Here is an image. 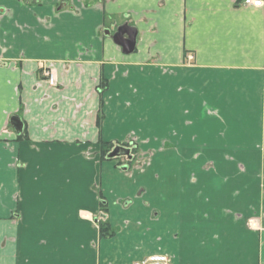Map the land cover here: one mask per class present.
<instances>
[{"label":"crops","instance_id":"crops-1","mask_svg":"<svg viewBox=\"0 0 264 264\" xmlns=\"http://www.w3.org/2000/svg\"><path fill=\"white\" fill-rule=\"evenodd\" d=\"M124 24L138 31L130 54L113 39ZM207 73L246 79L245 149L233 145L237 118L192 121V98L202 104L210 86L193 76ZM160 108L190 126L166 133L182 145L152 148V164L134 171L102 158V142L157 141ZM191 124L206 134L192 140ZM223 125L236 127L231 137ZM102 220L114 237L100 235ZM153 253L264 264V5L0 0V264H134Z\"/></svg>","mask_w":264,"mask_h":264},{"label":"rangeland","instance_id":"rangeland-1","mask_svg":"<svg viewBox=\"0 0 264 264\" xmlns=\"http://www.w3.org/2000/svg\"><path fill=\"white\" fill-rule=\"evenodd\" d=\"M187 58L189 59L188 63L192 64L193 56L189 55ZM43 67L44 66H42L41 74H42V77H45L43 74L44 73ZM193 77H195L196 80L193 79L192 86L201 87L204 83L207 86L210 84V86L207 89L208 92L206 94L205 100L201 99L202 104L194 100L195 98L194 96L196 95L195 91L197 90L195 88H192V97H194L192 98V106H194V108H192L191 106L192 121L193 120L197 121L198 113H199V116L201 115L202 117L204 116V114L202 113H205L207 117L217 116L220 118L219 120L226 119L225 123L227 124L230 123L229 119L237 118L239 121V125L237 126V130L239 131V134H238L239 142L237 143L235 142L233 143V145L237 144L240 150L245 149L247 146V142H246V130H247L246 106H247V103H246V100L248 97L247 90H246V79L242 78L243 76L239 73L238 75H235V76L229 73L228 74L221 73V74H215V75L208 74V73L206 75L195 74ZM205 80L206 82H204ZM219 86H221V89ZM188 111L189 110H187V112ZM168 113H167V110L164 108L159 109V127H158L159 138L157 141H154V142H151L149 140L148 141H136L134 139H130L129 141H124V142H119V141L113 142L115 144L127 147L131 150V154H132L131 161L129 160L130 159L129 156H126V155H122V156L115 157L112 159L108 158V159L116 160L117 166L119 168H123L124 166H127L126 171H134V169H136L137 167H140V168L142 167L141 169H144L145 167L150 166L152 164L153 156L155 153L151 151V149L153 148V150H157L156 148H161V149L167 148V146H169L168 140H171V142L173 143L172 139H167L168 136L166 135V133L177 135L179 133H182L183 130H188L190 128V126L184 127L182 124H180L178 122V118H175L174 124H172L173 118L170 117V112ZM98 118L100 120L103 119L104 114L101 112ZM169 123L172 126L169 125ZM99 126H102L101 122ZM200 128H204V127L203 126L198 127L194 124H191V131L193 135L192 140H195V138L199 137V135L201 134H206V130L204 129L203 131ZM218 128L221 129V134L223 132L222 134L223 137L226 136L227 138L231 137L230 128H232L233 131H234V128L236 129V127L234 126L230 127L226 125H223L222 127H218ZM209 129L211 128L209 127ZM153 134H154V128H153ZM232 135L234 136L235 133L232 132ZM182 144L179 141L173 143L174 146L182 145ZM229 144L230 143H227V142L220 143L221 146L229 145ZM190 145L195 146V147L197 146L199 148H206V146L209 145V143H203V141H193V142H190ZM175 149L177 148L175 147ZM225 159L228 161L234 160L231 157H228ZM178 160H179L178 165L181 167L183 166V167L197 168V166L203 163L204 159L199 160V159H193V158H180ZM206 160H207L206 165L211 166V165H215L216 160H220V159H206ZM242 160H244L243 164H245L246 159H242ZM199 161H202L201 164L199 163Z\"/></svg>","mask_w":264,"mask_h":264},{"label":"water","instance_id":"water-1","mask_svg":"<svg viewBox=\"0 0 264 264\" xmlns=\"http://www.w3.org/2000/svg\"><path fill=\"white\" fill-rule=\"evenodd\" d=\"M137 34L138 31L135 27L124 24L117 28V31L113 35V39L118 45L122 46L125 53L130 54L136 49ZM11 123L18 132L23 130V121L19 116H13L11 118ZM122 155L131 158V150L127 147L118 145L108 154V158L112 159Z\"/></svg>","mask_w":264,"mask_h":264},{"label":"built area","instance_id":"built-area-1","mask_svg":"<svg viewBox=\"0 0 264 264\" xmlns=\"http://www.w3.org/2000/svg\"><path fill=\"white\" fill-rule=\"evenodd\" d=\"M243 5L261 7L264 5V0H243ZM44 76L51 86L57 85L56 73L53 68L48 66L43 67ZM134 264H171L169 255L166 253H153L147 257L136 261Z\"/></svg>","mask_w":264,"mask_h":264},{"label":"trees","instance_id":"trees-1","mask_svg":"<svg viewBox=\"0 0 264 264\" xmlns=\"http://www.w3.org/2000/svg\"><path fill=\"white\" fill-rule=\"evenodd\" d=\"M99 124H100V119H99ZM118 144H115L113 142H102L101 143V151H102V158L107 159L108 158V153L114 149ZM130 161L132 159H129ZM103 200V199H102ZM102 208L105 210L106 205L101 201ZM100 235L102 237H114L116 235V229L110 224L108 220H102L100 221Z\"/></svg>","mask_w":264,"mask_h":264},{"label":"snow or ice","instance_id":"snow-or-ice-1","mask_svg":"<svg viewBox=\"0 0 264 264\" xmlns=\"http://www.w3.org/2000/svg\"><path fill=\"white\" fill-rule=\"evenodd\" d=\"M257 2H259V0H257Z\"/></svg>","mask_w":264,"mask_h":264},{"label":"flooded vegetation","instance_id":"flooded-vegetation-1","mask_svg":"<svg viewBox=\"0 0 264 264\" xmlns=\"http://www.w3.org/2000/svg\"><path fill=\"white\" fill-rule=\"evenodd\" d=\"M132 155V154H131ZM130 159H132V158H130Z\"/></svg>","mask_w":264,"mask_h":264}]
</instances>
